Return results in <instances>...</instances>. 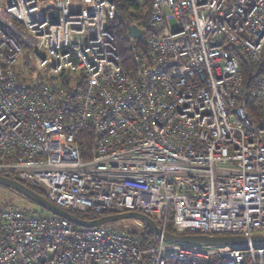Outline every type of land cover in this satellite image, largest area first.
<instances>
[{
	"label": "built area",
	"instance_id": "obj_1",
	"mask_svg": "<svg viewBox=\"0 0 264 264\" xmlns=\"http://www.w3.org/2000/svg\"><path fill=\"white\" fill-rule=\"evenodd\" d=\"M115 15L109 0H0V176L162 234L8 205L0 264H264V0H152L128 69Z\"/></svg>",
	"mask_w": 264,
	"mask_h": 264
},
{
	"label": "water",
	"instance_id": "obj_2",
	"mask_svg": "<svg viewBox=\"0 0 264 264\" xmlns=\"http://www.w3.org/2000/svg\"><path fill=\"white\" fill-rule=\"evenodd\" d=\"M128 35L133 39H140L142 37V31L136 26H130L127 29ZM0 185L5 186L25 197L27 200L32 202L37 207L46 211L49 214L57 216L59 218L65 219L72 225L81 228H95L99 226H104L107 224H113L122 222L125 220H139L144 223V225L152 231L155 236H160L162 231L157 227L155 222L149 217L140 213H124L118 215H108L102 216L94 220H83L75 215L63 210L53 203L49 202L44 197L38 195L32 191L26 185L6 177L0 176ZM164 238L168 241L191 243V244H201L205 246H217V245H244L247 241L243 237H207L203 235H184L176 236L170 233H164ZM254 244L264 245V236H255L251 239Z\"/></svg>",
	"mask_w": 264,
	"mask_h": 264
},
{
	"label": "trees",
	"instance_id": "obj_3",
	"mask_svg": "<svg viewBox=\"0 0 264 264\" xmlns=\"http://www.w3.org/2000/svg\"><path fill=\"white\" fill-rule=\"evenodd\" d=\"M109 1L115 5L116 15L113 20L108 22L107 27H108V30L115 37V44L118 49V55H119L121 65L123 68L128 69L132 66V62H131L129 40L127 38V29L130 26H136L143 32V39L147 37L148 35H150V30H149V27L147 26V19H148L150 5H151L152 0H146L144 4L140 3L138 0H109ZM143 42L144 41L142 40L140 43H143ZM260 69H261V66H260ZM258 71H259L258 67H255L251 63H245V81L248 85L251 79L253 78V75L257 73ZM248 107H249V110L251 111L255 110L253 100L248 99ZM26 186L29 187L32 191H34L38 195L45 198V194L38 188L31 187L28 185ZM65 210L83 220H94V219L99 218V215L90 213V212L82 213V212H77V211H73L70 209H65ZM31 212L34 214H37L34 211H31ZM46 214L48 213L46 212ZM167 231L171 232V229L168 228Z\"/></svg>",
	"mask_w": 264,
	"mask_h": 264
},
{
	"label": "rangeland",
	"instance_id": "obj_4",
	"mask_svg": "<svg viewBox=\"0 0 264 264\" xmlns=\"http://www.w3.org/2000/svg\"><path fill=\"white\" fill-rule=\"evenodd\" d=\"M172 27H175V24L172 23ZM26 54V51H24ZM27 58H30L31 60V64H33V60L31 58L30 54H27ZM8 205H16L19 207H23L26 208L28 210L34 211L37 213V215H44L46 214V212H44L43 210L39 209L37 206H35L33 203H31L30 201H28L25 197H23L21 194L0 185V210L3 209L4 207L8 206ZM125 222H128L127 220L122 221V224H107V225H111L114 229L121 231V230H125L124 228V224Z\"/></svg>",
	"mask_w": 264,
	"mask_h": 264
}]
</instances>
